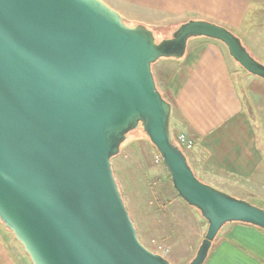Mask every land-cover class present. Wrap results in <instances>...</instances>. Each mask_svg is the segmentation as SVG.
<instances>
[{"label": "water", "instance_id": "obj_1", "mask_svg": "<svg viewBox=\"0 0 264 264\" xmlns=\"http://www.w3.org/2000/svg\"><path fill=\"white\" fill-rule=\"evenodd\" d=\"M197 36L264 79L240 38L208 20L156 40L103 0H0V222L31 264H170L139 240L111 166L139 124L176 193L207 222L187 264L204 262L226 222L264 229L262 207L200 181L173 143L172 104L151 64L182 57Z\"/></svg>", "mask_w": 264, "mask_h": 264}, {"label": "crops", "instance_id": "obj_2", "mask_svg": "<svg viewBox=\"0 0 264 264\" xmlns=\"http://www.w3.org/2000/svg\"><path fill=\"white\" fill-rule=\"evenodd\" d=\"M117 1L151 13L120 14L154 30L204 19L244 39L254 37L252 32L264 24V0ZM164 66L155 74L156 84L172 104V127L194 142L187 151L193 171L264 209V79L237 68L222 42L204 36L192 37L183 56L168 58ZM7 256L0 241V264H16ZM202 264H264V229L224 223Z\"/></svg>", "mask_w": 264, "mask_h": 264}, {"label": "rangeland", "instance_id": "obj_3", "mask_svg": "<svg viewBox=\"0 0 264 264\" xmlns=\"http://www.w3.org/2000/svg\"><path fill=\"white\" fill-rule=\"evenodd\" d=\"M103 1L119 13L122 12L131 17H149L152 15L147 11L145 12L117 0ZM260 17L264 19V15ZM123 22L128 26L137 24L129 18H123ZM262 26V30L252 32L254 35L252 38L245 37L243 39L237 32L230 31L240 38L246 50L256 60L264 64V24ZM176 27L175 25H169L163 30L148 28L153 31L155 39L160 40L169 36ZM228 56L237 68L244 70L229 54ZM168 58L170 57H160L151 64L154 80L155 74L161 69V66L166 67L164 64ZM156 86L165 99L170 101L163 91V86L157 84ZM174 123L173 121V125ZM173 127V142L177 145L174 138L176 130ZM182 151L187 159L188 150ZM156 154L158 152L155 146L149 141L139 124L127 133L125 140L120 144L119 152L110 158L113 175L141 243L148 249L164 255L170 264H187L194 256L204 236L207 222L204 218L201 219L202 216L195 207L188 205L178 197L162 161L155 163L154 157ZM193 173L200 181H203L196 172L193 171ZM208 184L214 186V184ZM214 187L218 188L217 186ZM0 241L2 246L9 250L13 262L16 264H31L20 243L16 241L10 230L1 222ZM10 256H7V260ZM3 261H5L4 258Z\"/></svg>", "mask_w": 264, "mask_h": 264}, {"label": "built area", "instance_id": "obj_4", "mask_svg": "<svg viewBox=\"0 0 264 264\" xmlns=\"http://www.w3.org/2000/svg\"><path fill=\"white\" fill-rule=\"evenodd\" d=\"M174 138H175L177 145L182 150H190L193 147L192 140L190 138H188L186 136V134H184L182 132H176ZM154 161H155V163H160L162 161L159 154L155 155Z\"/></svg>", "mask_w": 264, "mask_h": 264}, {"label": "trees", "instance_id": "obj_5", "mask_svg": "<svg viewBox=\"0 0 264 264\" xmlns=\"http://www.w3.org/2000/svg\"><path fill=\"white\" fill-rule=\"evenodd\" d=\"M157 30H163V28H158ZM170 36V35H169ZM169 36H166V37H169ZM164 38V37H163ZM245 72H247L246 70H244ZM248 73V72H247ZM162 95V94H161ZM163 96V95H162ZM164 97V96H163ZM165 98V97H164ZM166 100H168V99H166ZM174 143V142H173ZM175 144V143H174ZM178 195V194H177ZM178 197H179V195H178ZM263 229V228H262Z\"/></svg>", "mask_w": 264, "mask_h": 264}]
</instances>
